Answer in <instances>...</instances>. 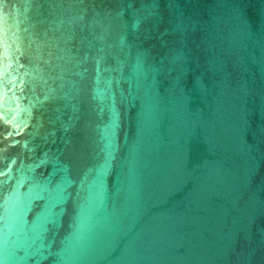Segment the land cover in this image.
Segmentation results:
<instances>
[{
	"label": "water",
	"instance_id": "1",
	"mask_svg": "<svg viewBox=\"0 0 264 264\" xmlns=\"http://www.w3.org/2000/svg\"><path fill=\"white\" fill-rule=\"evenodd\" d=\"M0 264H264V0H0Z\"/></svg>",
	"mask_w": 264,
	"mask_h": 264
}]
</instances>
